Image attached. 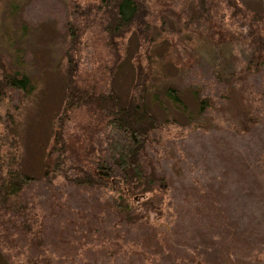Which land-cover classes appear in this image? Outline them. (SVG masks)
<instances>
[{"label":"rangeland","instance_id":"374dc122","mask_svg":"<svg viewBox=\"0 0 264 264\" xmlns=\"http://www.w3.org/2000/svg\"><path fill=\"white\" fill-rule=\"evenodd\" d=\"M244 1L256 8L263 4ZM65 10L63 0H0L1 48L19 58L37 82L27 107L18 113L20 161L28 176L29 202L43 213L45 237L55 257L49 264H264V64L239 79L255 97L258 114L250 129L239 131L220 118L215 105L205 109L207 116L196 114L193 87L216 96L225 86L212 67L213 44L189 28L157 40L156 84L191 78L194 86H183L185 108L170 102L166 109L150 101L157 115L172 120L156 132L151 156L143 164L166 173L169 184L164 192L158 185L147 192L162 203L161 220L130 224L111 206L108 189L42 176L39 162L66 88L59 27ZM138 40L133 31L123 41L116 83L124 93L133 79ZM220 49L217 53L232 52L227 43ZM84 61L89 62L88 54ZM191 114L197 124L189 121ZM218 201L227 203L230 212L215 205ZM0 236L3 244L13 242L11 235ZM0 264H8L2 253Z\"/></svg>","mask_w":264,"mask_h":264},{"label":"trees","instance_id":"16d2710c","mask_svg":"<svg viewBox=\"0 0 264 264\" xmlns=\"http://www.w3.org/2000/svg\"><path fill=\"white\" fill-rule=\"evenodd\" d=\"M63 3L60 57L66 88L50 143L39 162L42 176L102 186L111 191V206L121 219L156 225L164 212L162 203L147 192L153 185L164 192L169 177L156 167L147 170L143 163L151 156L149 145L157 139L156 132L172 119L157 115L150 101H158L166 109L170 102L185 108L183 86H194L191 78L188 82L168 78L156 84V42L169 31L180 33L189 28L213 44L212 67L225 86L216 96L193 87L198 100L196 114L207 116L205 109L215 105L222 111L220 118L246 131L258 114L255 97L239 79L264 64V0L257 8L244 0ZM133 31L139 39L134 75L124 93L117 86L116 73L124 58V38ZM221 43L231 46L230 55L217 53ZM36 86L29 69L0 44V235L13 238L8 246L0 236V253L8 264H49L55 259L45 237L43 213L30 204L26 194L28 176L20 161L23 147L18 113L27 107ZM212 118H208L210 122ZM195 119L191 114L189 121L197 124ZM215 205L230 212L225 202ZM155 241L160 245V240Z\"/></svg>","mask_w":264,"mask_h":264}]
</instances>
